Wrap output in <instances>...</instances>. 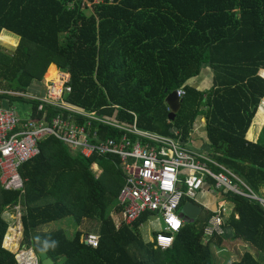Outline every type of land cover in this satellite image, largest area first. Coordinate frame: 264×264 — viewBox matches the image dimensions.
Returning a JSON list of instances; mask_svg holds the SVG:
<instances>
[{"label": "trees", "instance_id": "16d2710c", "mask_svg": "<svg viewBox=\"0 0 264 264\" xmlns=\"http://www.w3.org/2000/svg\"><path fill=\"white\" fill-rule=\"evenodd\" d=\"M4 32L19 41L12 54L0 49L2 90L27 92L56 65L71 76L66 101L79 108L116 111L120 121L130 123L134 112L139 128L162 135L178 129L184 138L205 117L211 157L260 194L264 142L261 137L249 141L247 133L264 98V0H0V42L14 40L3 37ZM207 68L216 87L202 93L187 86ZM180 89L185 92L182 108L171 122L164 101ZM15 100L25 102L0 94V105ZM37 106L32 103L34 118L40 117ZM40 149V156L19 171L26 180L24 194L0 186V264H16L8 246L3 247L8 225L1 215L18 205L24 209L20 224L27 245L31 242L38 255L47 252L54 264H219L216 251L227 239L242 240L264 255V205L259 200L222 192L218 203L233 205L223 220L225 235L206 240L213 215L206 210L203 223L185 222L172 247L163 250L145 242L140 232L149 213L132 227L116 230L110 215L124 180L112 158L72 156L54 137L42 141ZM93 164L102 171L98 179ZM65 219L78 227L95 223L99 247L86 245L82 231H40ZM233 264L263 263L245 252Z\"/></svg>", "mask_w": 264, "mask_h": 264}, {"label": "built area", "instance_id": "2783aa9c", "mask_svg": "<svg viewBox=\"0 0 264 264\" xmlns=\"http://www.w3.org/2000/svg\"><path fill=\"white\" fill-rule=\"evenodd\" d=\"M102 1L94 0L95 3ZM87 5L91 7L92 3ZM56 72V79H46L44 95L6 93L37 102L40 117H32L31 108L30 118L24 119L14 108L0 105V186L4 192L24 194L26 180L20 175L21 167L40 156L42 141L54 137L69 148L72 156L85 160L93 157L113 159L124 180L117 207L111 213L115 228L119 231L124 226L132 227L143 215H155L156 220L152 223L156 235L152 243L156 248L166 250L172 247L185 224L180 217L183 204L197 200L199 194L212 188L220 193L231 192L259 200L264 205L234 173L205 152L200 154L190 149L181 138L180 130H176L173 136L143 131L137 128V116L133 112L135 123L128 126L107 119L97 111H87L68 103L66 97L72 93L71 76L59 69ZM176 96L183 100V89L177 91ZM48 107L57 114L50 116ZM103 129L117 135L105 136ZM237 183L248 191L242 190ZM20 210L18 205L6 207L3 211L2 216L8 225L3 244L5 246L9 230H13L8 243L16 246V264H41L39 255L26 242L21 241L24 245L14 242L23 231L19 227ZM212 213L204 231L206 240L225 235L222 228L226 213L224 204ZM173 219L179 222L178 229L172 227ZM167 240L171 242L166 243ZM82 241L97 248L100 237L89 233L83 236Z\"/></svg>", "mask_w": 264, "mask_h": 264}, {"label": "crops", "instance_id": "0c3cea01", "mask_svg": "<svg viewBox=\"0 0 264 264\" xmlns=\"http://www.w3.org/2000/svg\"><path fill=\"white\" fill-rule=\"evenodd\" d=\"M52 67H55L58 70L56 65H51V67L48 68V69H51ZM263 72H264V70L261 71L260 76L264 79V76L262 75ZM46 73H45V75L43 77V80H41V81L40 80H35L34 81L32 87L30 88L31 94H37V95H44L45 94V81L47 79V77H46L47 74ZM52 75H50V76H52ZM214 80H216V79L214 77L213 72L210 69L207 68V69H203L198 77L188 81L187 82V86H189L191 88H194V89H196L199 92L207 93V92L211 91V89L214 87ZM4 104H5V101H3L2 105L4 106ZM5 107H11V105H8V106H5ZM113 108L117 109L118 107L117 106H113ZM115 112L116 111L111 112V114H105V113H100V112H98V113L101 116L106 117L107 119H112V120H114V121H116L118 123L124 124V125L130 126V125H133L135 123L134 116H133V122L132 123L126 122V121L124 122V121H120L117 118V113H115ZM136 116H137V114H136ZM136 125H137L138 129L143 130V129L138 127V118L136 119ZM263 129H264V98L261 101V104L259 106L258 112H257V114H256V116H255V118H254V120L252 122V125H251V127H250V129H249V131L247 133V139L249 141H251V142H257L260 139V137H261V132H262ZM176 130H178V129H173L172 132H171L172 133L171 135H165V136H173L174 135L173 133H175ZM143 131H147V130H143ZM149 132H153V131H149ZM153 133H156V132H153ZM156 134H159V133H156ZM103 135L109 136L107 134V132L105 133L104 131H103ZM160 135H162V134H160ZM181 138L183 139L185 144L190 149H192L193 151L200 152V154H203V152H205V154H208L209 156H211V147L209 145V140H208V137H207L206 119L199 118L197 120V122L195 123V125H194L193 131L188 135V137L184 138V136L181 134ZM92 168H95L100 173H102V171H101V169H100V167L98 165L93 164L91 166V169ZM220 199H221V193L218 190L212 188V190H210V191H207L205 193L199 194L197 200L191 201V202L186 201L185 205L193 204V205H195L196 207L199 208V212L197 210H195L196 208L195 209L192 208V209L189 210V216H188L189 220L190 221L193 220L192 216L194 215V216H196V219L194 221H197L199 219V216H201V214H202L204 209L205 210H209L211 212H214L217 209V204L220 201ZM223 204H224V207L226 208V212L230 213L231 210H233V205H231L229 202H225ZM185 205H183L182 207H184ZM227 205L228 206L230 205L229 209L227 208ZM182 207H181V209H182ZM21 209H23V207H21ZM113 210H112V212H113ZM1 217H2V219L4 221V218H3L2 215H1ZM153 217H156V216L149 214L148 219H147L146 222H148ZM224 218H225V216H224ZM142 225L140 226V229H141ZM19 227L21 228V230L24 231L23 226H21L20 222H19ZM46 231H51V230H46ZM151 231H152V233H153V235L155 237L156 230L154 229V225H153V229H151ZM86 234H89V233H86ZM153 239H151V241H149V242H152ZM145 242H147V241L145 240Z\"/></svg>", "mask_w": 264, "mask_h": 264}, {"label": "rangeland", "instance_id": "374dc122", "mask_svg": "<svg viewBox=\"0 0 264 264\" xmlns=\"http://www.w3.org/2000/svg\"><path fill=\"white\" fill-rule=\"evenodd\" d=\"M90 12H91L90 9L86 10L87 15H90ZM3 37L14 39L11 42L3 41V40H2V42H0V49L3 50L4 52H6L7 54H12L14 49H15V47L18 44L19 39L17 37H15L13 34L9 33V32H4ZM47 71L48 72L46 73L47 74L46 77L50 78V71L51 70L48 69ZM52 74H54V72ZM0 91H2L3 94H6L7 92H10V91L2 90V87H0ZM15 92H17V91H15ZM21 93H25L27 95L31 94L30 89L27 92H21ZM14 98H16V99H24V98H21V97H14ZM32 103H33V100L29 99V98H26L25 102H21V101L15 100L12 103L11 107L16 110V112H17L19 117L24 118V119H28V118H30ZM201 118L205 119V117H201ZM261 140L264 142V129L261 132ZM91 171H92V173H93V175L95 177H99L100 176L99 173H98L99 171H97L95 168H92ZM237 185L240 186V184H238V183H237ZM240 188L242 190L244 189L242 186H240ZM256 196H260L261 197L260 199L264 202V187L260 190V194L256 195ZM220 206L221 205L218 203L217 204V208L220 207ZM229 206L227 205L228 209L230 208ZM20 212H21V214H23L24 213V209H21ZM228 213L229 212L225 213V215H224L225 218L228 217V215H229ZM206 214H207V212L204 209L202 214H201V216H199V219H198V220H200L199 222L203 223V220H204ZM155 219H156V217L151 218L150 219L151 221L149 220L148 222L143 224L141 229H140V232H141L143 238L147 242L151 241V239L154 238V235H153L151 229H153V223L152 222H154ZM16 220H17V217H16ZM13 224H15V222ZM40 228H41L40 231L53 230V229L61 230L62 229V230H65L68 234L72 235V234H75L78 231H82L84 234H86V233H95V229L97 227H96L95 223H91L89 221L88 222H84L81 225V227H78L73 219H65L63 221H59V222L53 223L51 225H45V226H42ZM7 231H6V233H7ZM21 241H23L24 243L27 242V241H25L24 231H21V235L18 236V238H16V241H14V242L15 243L19 242V245L20 244L24 245V243L21 242ZM223 246H224L223 249L222 250L221 249L217 250L216 251V255H215L217 257V260L219 261V264H233L235 262H239L241 257H242V255L245 252H250L252 255H254L256 257V259L260 263L264 264V255L262 253L258 252V250L254 246H251L250 244H247L246 242H243L242 240H228L227 239V241L224 242ZM3 247H5L4 244H3ZM8 250L11 251V253H13V255L16 253L15 251H17L16 250V246L8 247Z\"/></svg>", "mask_w": 264, "mask_h": 264}, {"label": "water", "instance_id": "95a60500", "mask_svg": "<svg viewBox=\"0 0 264 264\" xmlns=\"http://www.w3.org/2000/svg\"><path fill=\"white\" fill-rule=\"evenodd\" d=\"M214 86L216 87L217 86V82L216 80H214ZM165 105L167 106L168 108V112L170 113L169 114V120L171 122L175 121L177 115L180 113L181 111V108H182V100H179L176 96V92H173L171 94H169L166 99H165ZM195 209L199 212V208L196 207L195 205L193 204H187L185 205L184 207H182L181 211H180V217L182 219L185 220V222H187L189 220V210L190 209ZM192 219L191 220L192 222L196 219V216H192ZM29 247H31V242H29ZM40 256V259H41V262L43 264H54L53 261L50 259L49 255L47 252L43 251L39 254Z\"/></svg>", "mask_w": 264, "mask_h": 264}, {"label": "bare ground", "instance_id": "6f19581e", "mask_svg": "<svg viewBox=\"0 0 264 264\" xmlns=\"http://www.w3.org/2000/svg\"><path fill=\"white\" fill-rule=\"evenodd\" d=\"M50 75H52V73H51ZM56 77H57V72L54 71V74H53L52 76H50V78H51V79H56ZM10 231H11V230H10ZM8 239H10V236H7V240H6L5 244H6L8 247H10V246H9V243H8ZM13 246H14V245H13Z\"/></svg>", "mask_w": 264, "mask_h": 264}, {"label": "clouds", "instance_id": "9594fccd", "mask_svg": "<svg viewBox=\"0 0 264 264\" xmlns=\"http://www.w3.org/2000/svg\"><path fill=\"white\" fill-rule=\"evenodd\" d=\"M172 227L175 228V229H178L179 228V222L173 219L172 220ZM165 242L166 243H170L171 241L170 240H167Z\"/></svg>", "mask_w": 264, "mask_h": 264}]
</instances>
